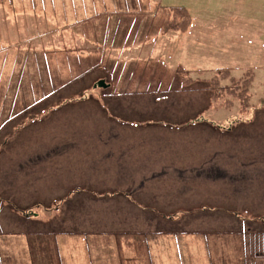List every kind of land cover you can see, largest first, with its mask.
<instances>
[{
	"label": "rangeland",
	"instance_id": "374dc122",
	"mask_svg": "<svg viewBox=\"0 0 264 264\" xmlns=\"http://www.w3.org/2000/svg\"><path fill=\"white\" fill-rule=\"evenodd\" d=\"M237 1L229 5L232 0L222 4L217 0L215 6L213 0H0V206L5 209L0 217L5 230L0 232V254L4 264H34L30 244L36 264H81L74 255L81 256L78 247L64 250L61 257L53 239L49 262L43 254L48 242L39 240V233L46 229L95 239L106 236L111 245L116 244L113 235L118 230L128 233V238L144 233L150 239L151 264H251L254 260L264 264V257L259 261L251 255L258 238L246 244L247 251L238 246L224 252L203 232L223 228L233 217L219 210L217 218L208 211L193 216L199 213L193 210L205 209L212 201H230L231 211L254 206L260 212L264 208V108L253 125L241 122L238 129L228 131L229 136L199 123L204 114L209 116L205 113L208 100L235 93L229 89L226 93L222 86L221 81L231 82L224 80L229 73L221 66L244 71V63L228 60L245 50L256 55L257 45L247 44V36L257 35L262 50L258 55L264 53V0ZM250 1L256 2L255 12L245 9ZM176 5L194 10L190 16L195 23L218 26V33L222 30L229 35L204 40L182 34L177 30L187 28L188 18L165 11L181 7ZM240 11L246 19L235 21ZM120 23L121 29L116 30ZM128 23H134L135 30ZM86 27H104V39L97 40L110 42L109 69L99 71L94 57L88 55L92 43L87 41L85 46L81 42ZM251 30L255 34L248 33ZM243 35L246 39L240 38ZM165 55L174 61L165 58L163 68L160 60ZM114 68L130 71L127 75L122 71L108 90L94 89L100 79L114 82L110 76ZM254 68L258 72L260 65ZM207 70L219 73L207 82L200 77ZM259 72L255 82L262 92L264 69ZM247 76L232 77L241 82L237 88L232 86L241 96H246L249 87L255 91V82L250 86L252 76ZM182 81V91L175 90ZM134 88L144 89L135 98H117V90L124 94ZM56 91L53 98L37 106V114L32 111L12 121L23 107L14 108V101L36 103ZM173 91L177 94L172 95ZM259 97L264 98V93ZM224 114L211 113V117L226 121L224 125L239 119ZM115 116L138 128L114 124ZM96 160L101 161L99 167ZM241 163L246 171H239ZM197 170L204 171L202 179L197 178ZM207 170L220 177L225 171L235 187L221 186L215 191L220 184L212 182ZM97 172V179L111 183L85 187V179L91 181ZM261 187L263 191L258 192ZM48 208L65 211L54 221V228L35 224L37 217L32 216L40 214L39 221H46ZM181 210L189 213L181 215ZM203 215L205 220H201ZM22 216H32V221L25 222ZM121 217L129 221L117 226ZM20 230L35 236L27 240L6 235ZM161 233L167 235L159 237ZM89 248V262L100 256L116 257L115 251L102 253L98 244L89 243ZM83 264L91 263L84 260Z\"/></svg>",
	"mask_w": 264,
	"mask_h": 264
},
{
	"label": "crops",
	"instance_id": "0c3cea01",
	"mask_svg": "<svg viewBox=\"0 0 264 264\" xmlns=\"http://www.w3.org/2000/svg\"><path fill=\"white\" fill-rule=\"evenodd\" d=\"M239 1H235V0H232V3H238ZM252 31V30H251ZM253 32V31H252ZM259 39H258V37H257V41H258ZM258 52H262V50H257ZM100 163H101V161L99 160H96L95 161V166H97V167H99V165H100ZM97 177H98V172L91 178V181H87V179H85V185H87L86 187H93V188H96V186H99V185H102V186H106V185H108V184H110L111 183V181L110 182H104V181H101V180H99V179H97ZM227 184H229V182H227ZM230 187L229 186H224V189H229ZM216 191H218V189L216 190ZM226 192V191H225ZM189 200V199H188ZM218 205H220V208H222V213H223V215H225V213H226V208H229L230 206H231V203H230V201H212V206H214V207H216V206H218ZM255 210V209H254ZM227 216H230V215H227ZM127 221H129V219L128 218H126V217H121L120 219H118V225L117 226H119V225H122L123 223H125V222H127ZM233 222V220L229 223V224H227L226 225V228L227 229H237V228H239V225L238 224H234V225H232L231 223ZM61 242V247H62V251H63V254H65V251H67L69 248H71V249H74V248H76V247H78L79 248V250H80V254H81V256H79V255H76V254H74L75 256H77V257H79L80 259H81V264H83L84 263V260H85V258H86V254L84 253V251H83V246L81 245V243H80V241H77V240H72V239H68V238H62V240L60 241ZM259 244V243H258ZM65 250V251H64ZM68 257V256H67ZM69 258V257H68Z\"/></svg>",
	"mask_w": 264,
	"mask_h": 264
},
{
	"label": "water",
	"instance_id": "95a60500",
	"mask_svg": "<svg viewBox=\"0 0 264 264\" xmlns=\"http://www.w3.org/2000/svg\"><path fill=\"white\" fill-rule=\"evenodd\" d=\"M99 85H100L101 87H104V86H105L104 82H101Z\"/></svg>",
	"mask_w": 264,
	"mask_h": 264
}]
</instances>
